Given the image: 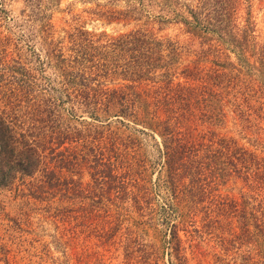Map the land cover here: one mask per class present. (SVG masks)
I'll return each mask as SVG.
<instances>
[{"label": "trees", "instance_id": "obj_1", "mask_svg": "<svg viewBox=\"0 0 264 264\" xmlns=\"http://www.w3.org/2000/svg\"><path fill=\"white\" fill-rule=\"evenodd\" d=\"M52 1L24 0L27 40L37 48L31 57L11 55L6 47H19L17 41L0 35V187L20 184L32 197L55 196L57 215L80 222L128 201L140 214L152 213L158 192L156 211L174 244L184 241L179 230L196 220L195 231L220 242L264 243V154L215 129L226 123L228 106L239 131L258 134L264 108L257 111L254 85L238 79L232 62L210 59L206 65L207 48L193 49L192 63L180 66L192 48L157 34L169 20L162 14L146 15L116 35L78 26L55 35ZM135 2L100 14L108 21L139 19L142 7ZM236 8L231 0H196L186 15L175 11L172 17L181 16L185 31L200 38L211 34L226 42L228 34L239 63L264 74L263 62L256 66L246 55L247 35L225 24ZM175 74L193 81H175ZM114 78L126 81L109 84ZM140 132L155 141L153 161L140 150ZM154 165L152 190L146 176ZM83 171L90 180L82 182ZM231 179L246 188L240 201L213 193Z\"/></svg>", "mask_w": 264, "mask_h": 264}, {"label": "rangeland", "instance_id": "obj_2", "mask_svg": "<svg viewBox=\"0 0 264 264\" xmlns=\"http://www.w3.org/2000/svg\"><path fill=\"white\" fill-rule=\"evenodd\" d=\"M43 1L48 3L47 0ZM127 1L57 0L49 2L48 12L51 13L50 20L55 35H65L78 26L95 35L105 32L109 36L139 26L147 18L146 15L152 20L156 15L162 14L169 20L162 24L157 34L172 37L179 44L192 48L191 53L179 59L180 66L192 63L190 61L196 57L193 49L199 51L201 47L207 48L210 54L204 63L212 65L210 59H218L224 65L232 62L241 72L238 79H244L246 85H254L257 111L264 108L263 71L246 68L243 63H239L237 55L228 44V39H231L228 34L224 36L226 42L211 34L208 39L200 38L185 31L183 24L178 21L181 16L172 17L175 11L186 15V6L194 7L196 0H130L142 7L143 14L139 19L108 21L100 14L99 9L109 6L123 9ZM231 1L236 3L237 8L234 16L225 24L240 32L242 37L247 35L248 43L244 47L246 55L256 66L262 62L264 64V0ZM2 6L6 12L0 14V35L9 36L19 46L6 47L7 50L11 55L23 53L31 57V49L37 48L30 46L31 42L27 40L29 21L25 18L28 10H23L24 0H4ZM151 25L156 29L158 23L152 22ZM210 42L213 43L212 47H207ZM186 80L193 81L176 75L175 81ZM108 81L111 85H117L126 80L114 78ZM150 83L157 84L158 81ZM225 109L228 111L227 121L215 126L216 131L234 134L240 142L264 154V114L259 118L262 129L250 137L252 134L239 131L238 120L231 109L228 106ZM188 132L191 135L196 130L192 128ZM140 136V150L146 158L153 161L158 156L154 139L141 132ZM156 169L157 165L151 166L146 176V183L152 190ZM81 175L82 182L90 180L86 171ZM17 186L19 188L16 189L0 187V264H264V243L254 239L220 242L213 235L204 232L201 235L195 231V226H200L197 220L193 224L190 221L184 230H179L184 241L174 244L161 222V215L156 211L162 200L158 192L154 193L157 198L154 200L152 213L147 211L146 214H140L142 212L134 207H128V201V204L123 205V202L119 208L114 205L109 207L111 209L108 215L100 210L98 215L80 222L62 218V213L57 215L54 206L59 202L55 196L43 199L32 197L27 194L26 189H21L20 184ZM245 190L242 182L231 179L226 184L217 186L213 193L228 194L240 201L245 197L240 195ZM252 200L254 199H250V203L255 204ZM262 201L264 203V199Z\"/></svg>", "mask_w": 264, "mask_h": 264}]
</instances>
